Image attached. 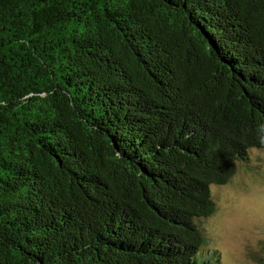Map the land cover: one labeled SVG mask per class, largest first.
Returning a JSON list of instances; mask_svg holds the SVG:
<instances>
[{
    "label": "trees",
    "instance_id": "1",
    "mask_svg": "<svg viewBox=\"0 0 264 264\" xmlns=\"http://www.w3.org/2000/svg\"><path fill=\"white\" fill-rule=\"evenodd\" d=\"M255 149L264 0H0V264H221Z\"/></svg>",
    "mask_w": 264,
    "mask_h": 264
},
{
    "label": "rangeland",
    "instance_id": "2",
    "mask_svg": "<svg viewBox=\"0 0 264 264\" xmlns=\"http://www.w3.org/2000/svg\"><path fill=\"white\" fill-rule=\"evenodd\" d=\"M217 208L207 221L211 243L223 254L221 264L264 261V150H253L225 186H213Z\"/></svg>",
    "mask_w": 264,
    "mask_h": 264
}]
</instances>
